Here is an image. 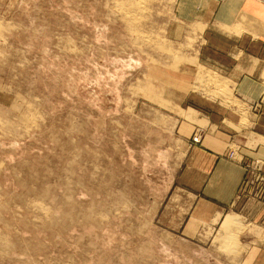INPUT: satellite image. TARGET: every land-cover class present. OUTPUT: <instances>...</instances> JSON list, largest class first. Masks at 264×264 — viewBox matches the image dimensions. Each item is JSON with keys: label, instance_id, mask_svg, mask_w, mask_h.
Wrapping results in <instances>:
<instances>
[{"label": "rangeland", "instance_id": "1", "mask_svg": "<svg viewBox=\"0 0 264 264\" xmlns=\"http://www.w3.org/2000/svg\"><path fill=\"white\" fill-rule=\"evenodd\" d=\"M185 2L0 0V264H252L264 167L212 220L185 173L208 117L260 130L264 91L199 61Z\"/></svg>", "mask_w": 264, "mask_h": 264}, {"label": "crops", "instance_id": "2", "mask_svg": "<svg viewBox=\"0 0 264 264\" xmlns=\"http://www.w3.org/2000/svg\"><path fill=\"white\" fill-rule=\"evenodd\" d=\"M184 7L192 12L187 21L204 26L199 61L206 68L226 75L242 97L257 99L261 96L264 91V0H186ZM208 121L209 135L202 141L206 147L192 152L185 174L188 182L194 184L189 194L208 207L195 213L205 214L212 220L225 214L227 207L237 205L248 165L253 161L264 167V158H260L264 145L254 144L257 136L264 138V125L259 131L239 133L230 130L228 123L234 121L227 117L220 124L213 122L211 116ZM221 127L226 129L215 131ZM248 134L257 136L240 140V136ZM234 145L240 147L239 152H235L237 160L228 157ZM254 211L264 216V206ZM244 214L248 213L242 211L241 215ZM251 245L256 251L248 256H251L250 262L264 264V240H253Z\"/></svg>", "mask_w": 264, "mask_h": 264}, {"label": "bare ground", "instance_id": "3", "mask_svg": "<svg viewBox=\"0 0 264 264\" xmlns=\"http://www.w3.org/2000/svg\"><path fill=\"white\" fill-rule=\"evenodd\" d=\"M238 218L236 216L230 215L228 214L225 218V220L223 221V224H225V226L227 228L233 227L235 224L238 223ZM245 229V228H244Z\"/></svg>", "mask_w": 264, "mask_h": 264}]
</instances>
